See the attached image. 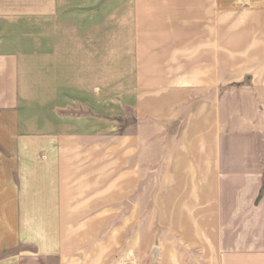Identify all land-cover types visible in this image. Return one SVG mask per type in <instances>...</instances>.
<instances>
[{"label": "crops", "instance_id": "0c3cea01", "mask_svg": "<svg viewBox=\"0 0 264 264\" xmlns=\"http://www.w3.org/2000/svg\"><path fill=\"white\" fill-rule=\"evenodd\" d=\"M262 144L264 0H0V264H264Z\"/></svg>", "mask_w": 264, "mask_h": 264}, {"label": "rangeland", "instance_id": "374dc122", "mask_svg": "<svg viewBox=\"0 0 264 264\" xmlns=\"http://www.w3.org/2000/svg\"><path fill=\"white\" fill-rule=\"evenodd\" d=\"M109 144H103L102 147V166H108L109 162H111L112 157L110 155ZM261 149H263L264 153V144L261 145ZM264 165V162H263ZM129 167V166H128ZM109 171L104 173L103 178H109L110 168H107ZM113 214V213H112ZM111 214V215H112ZM123 214H127L129 216V207H118V218L113 222H104L101 224L100 233L101 240L103 242V251H107L106 256H102L103 264H152V254L150 252L147 253L148 249H142L139 245V242L136 239H132L136 236L137 230L140 226L144 224H139L137 222H129V220L123 219ZM149 224H145V228L148 230ZM90 231H98V224L92 225V227L88 228ZM111 236V240L107 239V245H104L106 238ZM114 236V237H113ZM98 240V239H97ZM93 241V240H92ZM99 241V240H98ZM105 247V248H104ZM134 249V259H131L132 251ZM133 260V261H132Z\"/></svg>", "mask_w": 264, "mask_h": 264}]
</instances>
